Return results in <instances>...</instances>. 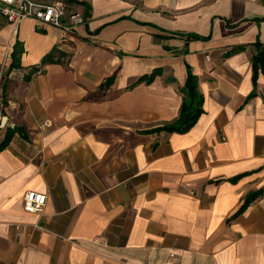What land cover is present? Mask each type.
I'll list each match as a JSON object with an SVG mask.
<instances>
[{
    "label": "crops",
    "instance_id": "1",
    "mask_svg": "<svg viewBox=\"0 0 264 264\" xmlns=\"http://www.w3.org/2000/svg\"><path fill=\"white\" fill-rule=\"evenodd\" d=\"M39 1L86 23L0 16V142L28 134L0 151V264H264V0ZM188 68L203 113L155 130L178 118Z\"/></svg>",
    "mask_w": 264,
    "mask_h": 264
},
{
    "label": "built area",
    "instance_id": "2",
    "mask_svg": "<svg viewBox=\"0 0 264 264\" xmlns=\"http://www.w3.org/2000/svg\"><path fill=\"white\" fill-rule=\"evenodd\" d=\"M0 16L15 25L28 18H33L39 26L58 28L64 35L74 32L79 25L86 23L85 17L79 12L68 14L63 1L0 0ZM47 199L45 193L34 190L27 191L24 195V208L30 212H42ZM165 264H180V257L173 252Z\"/></svg>",
    "mask_w": 264,
    "mask_h": 264
},
{
    "label": "trees",
    "instance_id": "3",
    "mask_svg": "<svg viewBox=\"0 0 264 264\" xmlns=\"http://www.w3.org/2000/svg\"><path fill=\"white\" fill-rule=\"evenodd\" d=\"M198 37V36H195ZM256 47L258 48L257 54L253 58V65L255 72L258 71V69H261L264 72V45L260 42H257ZM48 60L44 59L43 63ZM20 63L16 62V60L11 64V69L14 67H19ZM160 72V69L157 68L153 70L150 74L143 75L137 82H152L155 78V76ZM117 76V72L114 73L112 76L107 78L105 82L101 85V90H105L107 87H109L115 80ZM183 93H184V101L179 113L178 118L170 123L164 124L155 130H167L170 132H180L184 133L187 132L191 127L195 125V123L198 121L200 115L203 113V94L200 92L198 88V81L196 76L193 74V72L188 68V77L185 86L183 87ZM4 109L8 105L7 100V93H6V87L4 88ZM5 112V110H4ZM154 130V131H155ZM16 133L23 134L24 137H27V133L25 131L24 126L21 124L16 125L14 127H9L7 129L6 135L2 142H0V151L6 148L9 143L11 142L12 138ZM255 197V195H249L245 205L242 209L246 207V205ZM241 209V210H242Z\"/></svg>",
    "mask_w": 264,
    "mask_h": 264
}]
</instances>
